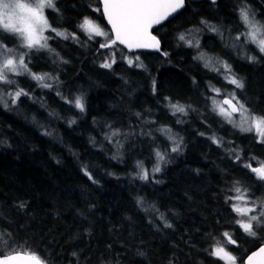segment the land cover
<instances>
[{
	"label": "trees",
	"instance_id": "16d2710c",
	"mask_svg": "<svg viewBox=\"0 0 264 264\" xmlns=\"http://www.w3.org/2000/svg\"><path fill=\"white\" fill-rule=\"evenodd\" d=\"M247 3L264 22V0ZM236 4L237 0H217L215 6L207 0L195 1L154 29L166 57L157 51L129 53L117 44L101 48L106 41L102 36L89 40L77 27L84 17L101 24L111 36L98 0H59L60 15L46 11L53 27L75 32L79 41L52 33L49 44L67 63L59 59L53 63L44 52L34 54L29 67L58 76L59 84L53 90L41 89L27 76L14 77L34 100L21 97L11 111L0 107V140L6 142L0 146V233L11 231L13 248L39 251L49 264H224L205 249L226 244L221 234L234 232L230 221L236 214L225 205V197L234 194L228 192L234 181L251 184L243 173L252 174L243 164L258 166L250 159L253 156L264 161V144L212 111L209 98L218 94L210 86L229 94L236 88L224 75L210 72L193 59L197 50L182 46L177 35L202 27L199 21L204 17L221 25L226 38L229 33L234 37L243 31L234 12ZM198 38L201 50L232 65L258 106L250 105V100L244 103L264 115V63L252 70V64L225 47L218 35L204 30ZM245 49V55L259 56L255 46ZM113 57L111 69L100 67L105 58L111 62ZM128 60L144 67H130ZM57 88L65 96L83 93L86 111L70 108L56 95ZM165 97L191 105L188 115H171ZM69 119H76V124L69 127ZM146 120L155 123L145 124ZM108 124L135 133L119 153L104 139ZM162 126L183 138L182 151L171 153L170 162L149 181L133 180L136 161L151 169L154 146L170 148V142L156 131ZM142 130L153 132L155 145L152 138L139 135ZM213 135L222 139L221 147L208 138ZM113 155L119 158L112 159ZM85 167L97 184L84 175ZM250 191L253 199L264 197V187L253 185ZM137 197H143L142 206L136 204ZM18 201L27 202L28 207L14 208ZM160 213L172 228L163 226ZM236 235L240 249L228 248L245 258L255 248L243 243L242 234ZM138 249L145 252L144 257L136 255ZM3 251L9 253L7 248Z\"/></svg>",
	"mask_w": 264,
	"mask_h": 264
},
{
	"label": "snow or ice",
	"instance_id": "6c2138e0",
	"mask_svg": "<svg viewBox=\"0 0 264 264\" xmlns=\"http://www.w3.org/2000/svg\"><path fill=\"white\" fill-rule=\"evenodd\" d=\"M58 2L59 0H35L33 3H26L24 0H0V107H3L6 111H11L15 106H18L21 97H28L34 100L31 92L20 87L14 77L27 76L31 80L36 81L37 87L41 89L53 90L54 85L59 84L58 76H53L48 72L36 73L29 67L32 56L36 53L44 52H47L53 58V63L57 59L62 63H67L50 46L49 40L53 37L45 35V32L54 33L56 37L64 40L79 41V37L75 32H69L66 29L61 31L52 27L49 23L46 11L52 10L60 15V9L57 7ZM102 2L103 15L107 19L108 24L111 25V32L114 34L115 39H112L108 32L102 30L90 18L84 17L77 27L88 35L89 40L102 36L106 38V41L100 44L101 48L111 47L118 41L129 49H155L166 57L168 53L162 51L160 40L152 34L150 29L173 17V14H179L181 10L185 9L189 3H194L195 0H102ZM208 2L212 6L217 4V0H208ZM234 12L243 26V31L237 32L234 37L229 33L226 38L221 25L214 24L208 19L201 17L199 25L202 27H194L178 33L177 40L182 42V46L195 48L197 55L193 59L201 61L206 69L210 72L224 75L229 84L234 85L236 89L243 90L245 83L242 78L237 77L233 73L232 65L227 60H222L218 56H209L201 50L200 39L198 38L204 30H207L218 35L225 42V47L243 50L247 46H255L259 56L246 54L241 58L250 64L259 63L261 59H264V22L256 18V14L248 5L247 0H237ZM228 41H231V43L229 44ZM10 44L12 46H9ZM136 60L139 61V57H136ZM113 63H115L114 57L111 58V62L108 58H105L100 67L111 69ZM128 64L130 67H144L142 63H134L132 60H128ZM193 83H195V80ZM55 90L56 95L65 104H68L70 108H74L80 113L86 111L87 101L83 93L73 97L65 96L58 88ZM152 90L155 94V79L152 82ZM210 90L217 94L220 93V89L214 86H210ZM229 97L223 100V104L228 105L230 111L210 97L209 99L212 100L213 104L212 111L242 133L254 131L258 138L256 142L264 144V115L256 114L237 97L235 92L230 93ZM164 99L171 115H188L191 105H184L179 101L173 102L169 97ZM234 113H239L242 117L239 123L233 118ZM52 114L50 113V115ZM136 116L138 120L142 119L140 113H136ZM76 122V119L67 121L69 127L76 124ZM176 122L181 123L182 121L177 119ZM144 123L154 124L155 121L146 120ZM105 126L109 129V132L104 134V139L116 147L117 153L124 148L125 142L135 135V133L123 132L111 124ZM156 131L170 142V148L162 150L159 145H155L156 138L153 132L142 130L139 135L152 138L155 145L153 148L155 163L151 169H147L144 167L143 161H136V170L132 173L133 180L149 181L150 176L160 173L163 166L170 162L171 153L182 151L183 138L173 134L170 127L162 126L157 128ZM44 134L48 135L49 133L45 132ZM201 135H204V133H201ZM208 138L217 147L223 145L222 139L217 138L215 135ZM5 143V141L0 140V146L5 145ZM232 152L235 153L236 161H240L239 152L235 149ZM118 158V155H113L112 157V159ZM250 159L255 160L258 165L254 167L252 163L243 164V167L252 174L243 173L245 179L251 181V184L245 186L240 180L234 181L233 185L228 189V192L234 194L226 195L224 201L225 205L231 209V212L236 214L235 218L230 221V224L234 226V232L225 231L221 234L223 239L226 240V244H218L205 249L208 256L224 262V264H264V197L253 199L254 193L250 191L253 185L264 187V161L254 156ZM82 171L93 184L98 183L86 167ZM108 175L114 174L108 173ZM155 182L159 183L160 181ZM143 202V197H137L136 204L138 206H142ZM13 207L24 211L28 205L25 201H18L14 203ZM91 207H94V205ZM0 215L3 214L0 213ZM158 218L163 222L165 228L173 227L171 223L167 222L163 213H160ZM236 233L242 234L244 237L243 243L250 244L251 247L256 249L255 251H250V254L246 252L244 254L246 259L243 256L237 257L233 255L228 248V245H231L234 249H240L241 240ZM11 236L12 233L9 229H5L3 233H0V264H49L48 260L39 251H17L10 243ZM5 248L9 249L10 254H5L3 251ZM71 255L77 258L78 262V254L73 252ZM136 255L144 257L145 252L138 249Z\"/></svg>",
	"mask_w": 264,
	"mask_h": 264
},
{
	"label": "rangeland",
	"instance_id": "374dc122",
	"mask_svg": "<svg viewBox=\"0 0 264 264\" xmlns=\"http://www.w3.org/2000/svg\"><path fill=\"white\" fill-rule=\"evenodd\" d=\"M24 2H26V3H33V2H35V0H24ZM92 22H93V21H92ZM49 23L51 24L50 21H49ZM93 23L99 25L100 28H101L102 30H104L105 32H107V30H106L101 24H99V23H97V22H93ZM51 26H52V24H51ZM52 27H53V26H52ZM54 28H55V27H54ZM45 35L52 36L53 34H52L51 32H45ZM10 46H12V45H10ZM246 50H247V49L236 50V51H237V52L239 51V55H241V57H242V56L245 55ZM263 63H264V59L261 60L259 63L252 64V67H253L252 70H255V69L259 68L260 66L263 65ZM261 64H262V65H261ZM234 92L236 93L237 96H239V98H240L243 102L246 103L247 101L250 100V105L252 104V105L256 106V105L254 104V102H255L254 100H255V99H252V98L250 97V91H249V89H248L247 87L244 88L243 90L236 89ZM222 97H228V98H230V97H229V93H227L226 91L224 92V91H221V90H220V93H219V94L217 95V97L215 98V100L217 101L218 104L222 105L226 110H229L228 107H227L225 104L222 103V101H221ZM229 111H230V110H229ZM233 118L236 120L237 123H239V122L242 120V117L240 116L239 113H235V114H233ZM252 133L256 136V134H255L254 131H253ZM257 139H258V138H257Z\"/></svg>",
	"mask_w": 264,
	"mask_h": 264
},
{
	"label": "water",
	"instance_id": "95a60500",
	"mask_svg": "<svg viewBox=\"0 0 264 264\" xmlns=\"http://www.w3.org/2000/svg\"><path fill=\"white\" fill-rule=\"evenodd\" d=\"M99 1V4H100V10H101V13H102V16H103V19H104V21H105V23H106V25H107V27H108V29H109V31H110V34H111V37H112V39H115V36H114V34L111 32V25L110 24H108V21H107V19L104 17V15H103V2H102V0H98ZM195 1H200V0H195ZM208 1V0H207ZM174 15H176V14H173V16ZM170 18H172V17H170ZM170 18H168L167 20H169ZM166 20V21H167ZM166 21H164V22H166ZM164 22H162V24L164 23ZM162 24H160V25H162ZM160 25H155V26H153V28L152 29H150V31L152 32V34L153 35H155L157 38H158V36L153 32L154 31V29H156L157 27H159ZM159 39V38H158ZM160 40V39H159ZM116 44L118 45V46H120L122 49H124L125 51H127V52H129V53H133V52H155L156 50L155 49H144V48H132V49H129L128 47H126L125 45H123V44H120L118 41L116 42ZM228 97H222V99H221V101H222V103H223V100L224 99H227ZM226 105V104H225ZM227 107H228V109H229V106L228 105H226ZM230 110V109H229ZM235 114V113H234ZM256 249H253L252 251H255ZM7 254H10V253H7ZM248 254H250V252L248 253ZM245 259H246V256H245Z\"/></svg>",
	"mask_w": 264,
	"mask_h": 264
},
{
	"label": "bare ground",
	"instance_id": "6f19581e",
	"mask_svg": "<svg viewBox=\"0 0 264 264\" xmlns=\"http://www.w3.org/2000/svg\"><path fill=\"white\" fill-rule=\"evenodd\" d=\"M255 104V103H254ZM256 105V104H255ZM256 106H258V105H256Z\"/></svg>",
	"mask_w": 264,
	"mask_h": 264
}]
</instances>
